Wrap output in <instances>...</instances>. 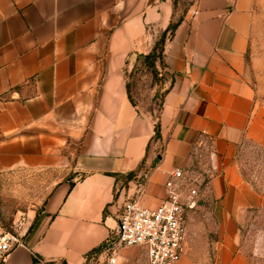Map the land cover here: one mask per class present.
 <instances>
[{"label": "crops", "instance_id": "obj_1", "mask_svg": "<svg viewBox=\"0 0 264 264\" xmlns=\"http://www.w3.org/2000/svg\"><path fill=\"white\" fill-rule=\"evenodd\" d=\"M261 9L264 0H0V190L24 170L60 173L4 264H109L126 201L159 205L173 171L198 184L199 166L209 175L189 228L215 238L204 255L188 242L179 264H264V173L260 185L247 179L239 160L264 150V104L246 69ZM171 23L154 140L127 72ZM112 264H148L146 250L122 247Z\"/></svg>", "mask_w": 264, "mask_h": 264}, {"label": "rangeland", "instance_id": "obj_2", "mask_svg": "<svg viewBox=\"0 0 264 264\" xmlns=\"http://www.w3.org/2000/svg\"><path fill=\"white\" fill-rule=\"evenodd\" d=\"M156 68L157 72L153 66L148 65L141 58L135 67L127 72L131 98L141 112L149 117H156L159 113L164 91L170 81V78L164 73V67L159 59L156 61ZM246 69L257 100L264 104V9H261L253 26ZM239 160L243 175L259 184L264 173V150L249 146L247 150L241 153ZM193 170H200L204 173L201 183H195L200 192V188L208 179L206 175H209V171L206 167L200 168V166ZM193 173L195 174V172ZM47 174L24 170L7 178L0 190L1 223L8 227L16 224L18 230L22 229L21 225L25 220L27 209H40L43 205L46 180L60 175L59 172ZM201 218L207 219L204 215ZM186 224L187 252L191 249L188 242L194 245L192 250L198 255L211 252L208 245L211 238H215V233L197 227L190 231L188 214Z\"/></svg>", "mask_w": 264, "mask_h": 264}, {"label": "built area", "instance_id": "obj_3", "mask_svg": "<svg viewBox=\"0 0 264 264\" xmlns=\"http://www.w3.org/2000/svg\"><path fill=\"white\" fill-rule=\"evenodd\" d=\"M171 176L166 181V197L159 205H143L139 197L126 201L118 217L115 238L106 247L110 251L109 264L114 263L120 248L131 246L146 250L148 264L180 263L186 245L187 213L196 207L199 189L180 169ZM17 228L16 224L8 227L0 222V264L22 242Z\"/></svg>", "mask_w": 264, "mask_h": 264}, {"label": "trees", "instance_id": "obj_4", "mask_svg": "<svg viewBox=\"0 0 264 264\" xmlns=\"http://www.w3.org/2000/svg\"><path fill=\"white\" fill-rule=\"evenodd\" d=\"M177 23H171L167 29L164 31L163 35L161 36V38L157 41L155 48L153 50L152 53H149L148 55H142L141 57H139V60L142 58L143 61L145 63H147L150 66H153L155 72H157V68H156V61L158 58H161V52H162V48L161 46L164 44L166 37H167V33L170 32L171 35L174 32V29L176 27ZM166 90V89H165ZM129 98L131 99V101L133 102L131 95H130V83H129ZM165 93V91H164ZM133 104L136 106V104L133 102ZM139 108V107H138ZM160 110L159 113L157 114L156 117H151L154 121V126H155V134H154V140H159L161 138V132H160ZM38 259L35 258V261H37ZM47 264H55V263H47ZM62 264H66L65 262Z\"/></svg>", "mask_w": 264, "mask_h": 264}]
</instances>
